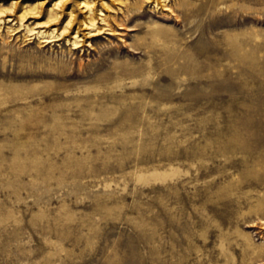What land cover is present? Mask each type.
<instances>
[{
  "label": "rangeland",
  "instance_id": "374dc122",
  "mask_svg": "<svg viewBox=\"0 0 264 264\" xmlns=\"http://www.w3.org/2000/svg\"><path fill=\"white\" fill-rule=\"evenodd\" d=\"M0 264H264V0H0Z\"/></svg>",
  "mask_w": 264,
  "mask_h": 264
},
{
  "label": "bare ground",
  "instance_id": "6f19581e",
  "mask_svg": "<svg viewBox=\"0 0 264 264\" xmlns=\"http://www.w3.org/2000/svg\"><path fill=\"white\" fill-rule=\"evenodd\" d=\"M84 8L87 9V12L91 13V9H90V6H89V5H87V4L85 5V4H84ZM88 25H90V28H89L90 30H92V31L95 30V29H93L94 26H95L93 23L90 22ZM88 25H87V26H88ZM97 29H98V28H97ZM97 31H98V30H97ZM97 31H96V32H97ZM98 32H99V31H98ZM52 33H53V31H52ZM60 34H62V32H61ZM48 36H49V35H48ZM55 37H56V36H50V37H47L46 40L49 41L50 39L55 38ZM73 40H74V41H72V45H73L74 47H78V46H79V45H78L79 42L77 41V37H76V38L74 37Z\"/></svg>",
  "mask_w": 264,
  "mask_h": 264
}]
</instances>
